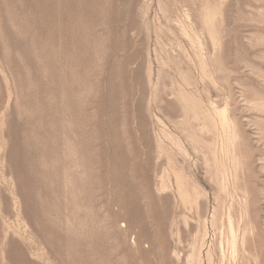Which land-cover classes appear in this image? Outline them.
Segmentation results:
<instances>
[{"label":"rangeland","instance_id":"obj_1","mask_svg":"<svg viewBox=\"0 0 264 264\" xmlns=\"http://www.w3.org/2000/svg\"><path fill=\"white\" fill-rule=\"evenodd\" d=\"M0 264H264V0H0Z\"/></svg>","mask_w":264,"mask_h":264}]
</instances>
